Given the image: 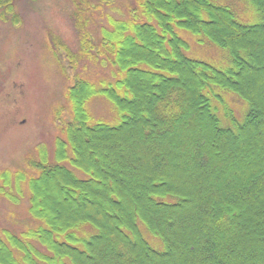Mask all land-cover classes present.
<instances>
[{"label": "trees", "instance_id": "1", "mask_svg": "<svg viewBox=\"0 0 264 264\" xmlns=\"http://www.w3.org/2000/svg\"><path fill=\"white\" fill-rule=\"evenodd\" d=\"M229 2L138 0L98 38L76 25L78 51L59 49L112 74L75 77L55 161L14 174L39 224L2 231L0 264H264V0ZM239 2L254 21L238 19ZM180 29L225 49L230 65L189 57ZM98 95L115 123L92 118Z\"/></svg>", "mask_w": 264, "mask_h": 264}, {"label": "rangeland", "instance_id": "2", "mask_svg": "<svg viewBox=\"0 0 264 264\" xmlns=\"http://www.w3.org/2000/svg\"><path fill=\"white\" fill-rule=\"evenodd\" d=\"M217 1L230 4L229 0ZM137 2L12 0L11 7H0V234L4 229L21 234L39 224L29 213L26 182L22 181L19 193L12 179L20 169L35 172L28 165L31 159H41L44 155L50 162L55 161V139L61 127L71 119L66 92L75 77L97 81L111 73L108 65L84 57L72 64L59 47L63 49L66 45L73 52L78 51V23L98 38L96 31L109 25L108 16L127 17ZM234 9L243 22L256 19L247 15L248 9L241 2ZM178 33L189 44L186 50L189 57L220 68L230 65L225 49L209 41L201 43L185 29ZM228 99L241 118L244 103L234 94H229ZM88 109L94 120L117 121L115 108L104 95L93 97ZM218 115L226 126L228 120L223 113L220 111ZM4 172L11 173L12 177L5 180ZM76 172L84 175L79 170ZM8 183L12 188L6 185ZM145 233L153 237L147 229Z\"/></svg>", "mask_w": 264, "mask_h": 264}]
</instances>
